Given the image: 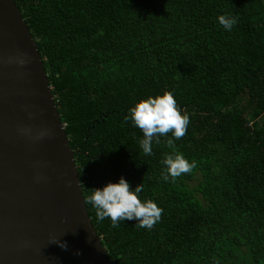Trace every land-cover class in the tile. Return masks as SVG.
Here are the masks:
<instances>
[{
    "label": "trees",
    "instance_id": "16d2710c",
    "mask_svg": "<svg viewBox=\"0 0 264 264\" xmlns=\"http://www.w3.org/2000/svg\"><path fill=\"white\" fill-rule=\"evenodd\" d=\"M41 54L86 199L126 179L162 214L113 228L89 216L113 264H264V0H15ZM235 16L227 31L219 15ZM171 92L196 167L163 179L166 141L140 148L129 116Z\"/></svg>",
    "mask_w": 264,
    "mask_h": 264
},
{
    "label": "water",
    "instance_id": "95a60500",
    "mask_svg": "<svg viewBox=\"0 0 264 264\" xmlns=\"http://www.w3.org/2000/svg\"><path fill=\"white\" fill-rule=\"evenodd\" d=\"M82 189L36 41L0 0V264H113Z\"/></svg>",
    "mask_w": 264,
    "mask_h": 264
},
{
    "label": "clouds",
    "instance_id": "9594fccd",
    "mask_svg": "<svg viewBox=\"0 0 264 264\" xmlns=\"http://www.w3.org/2000/svg\"><path fill=\"white\" fill-rule=\"evenodd\" d=\"M218 21L227 31H231L237 24L236 17L228 14L219 15ZM128 119L142 131L143 138L139 140V145L146 155L153 154V142L160 144L162 136L172 133L175 139L169 138L166 143L173 151L165 153L161 160V164L164 165L163 179L166 182L170 177L174 182L182 174L190 173L197 166L195 161L190 163L176 150L175 140L185 135L190 117L186 112L181 114L171 92L165 91L163 95L155 98L149 96L137 103L125 118L126 121ZM89 190L90 195L86 197V203L93 205L98 221L110 218L113 228L120 227L121 221L136 220L138 223L135 227L151 230L161 218L163 210L154 201L145 200L142 203L138 198L143 191V183L132 190L130 183L121 177L117 183L109 182L102 188ZM59 245L67 248L66 242L59 241ZM215 264H219V261H215Z\"/></svg>",
    "mask_w": 264,
    "mask_h": 264
}]
</instances>
